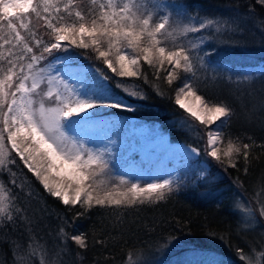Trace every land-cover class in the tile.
<instances>
[{"label":"snow or ice","instance_id":"6c2138e0","mask_svg":"<svg viewBox=\"0 0 264 264\" xmlns=\"http://www.w3.org/2000/svg\"><path fill=\"white\" fill-rule=\"evenodd\" d=\"M258 3L264 5V0ZM234 23L193 13L182 0H0V225L11 227L26 218L19 200L24 185L18 184L16 172L9 167L17 164V158L48 195L65 206L79 205L77 216L93 208L119 215L134 206L166 201L188 184L214 179L207 168L143 184L127 174L118 175L111 148L92 147L85 133L97 127L91 122L98 108L132 111V105L114 99L109 83L114 77L99 68L97 87L85 91L70 67L74 49L87 50L82 54L106 64L116 77H140L147 82L149 71L161 79L163 69L162 79L175 92V103L204 126L195 129L203 149L189 146V155L203 152L224 171L238 168L243 160L240 167L247 172L249 150L264 144L256 145L251 137L245 143L224 131L235 110L224 100L201 94L197 75L203 72L215 78L227 73L226 67L212 63L214 53L206 45L234 32ZM255 76L243 74L241 79L250 81ZM228 79H233L231 74ZM123 83L115 81L117 88L127 92ZM128 96L144 98L137 92ZM225 142L226 147H221ZM257 204L264 217V199H257ZM235 207L243 225L251 228L257 208L242 200ZM58 235L65 244L70 240L80 248L88 247L84 234H69L61 226ZM30 239L28 250L39 256V264H57L55 259L46 261L49 250L44 244L34 236ZM237 256L242 264H264V245L259 251L254 246L249 252L240 248ZM127 262L142 264L139 252L130 250Z\"/></svg>","mask_w":264,"mask_h":264},{"label":"trees","instance_id":"16d2710c","mask_svg":"<svg viewBox=\"0 0 264 264\" xmlns=\"http://www.w3.org/2000/svg\"><path fill=\"white\" fill-rule=\"evenodd\" d=\"M182 2L193 13L235 22L234 32L220 36L224 43L217 40L206 45L214 53L210 57L212 63H219L228 71L215 78L198 72L202 81L201 94L213 100H224L235 110L225 132L241 137L245 143L249 142L247 137H251L256 145L264 144V69L241 70L235 59L226 56L240 50L247 52V56L264 53V5L258 0ZM85 51L72 50L76 62L99 68L114 77V81L109 82L112 91L133 108L132 111H110L155 121L167 131L171 141L203 149L204 142L198 139L195 129L204 126L192 121L175 103V92L162 79L163 69L160 70L161 79L154 78L149 71L147 82L140 77H116L106 64L91 54H82ZM262 59L255 64L241 63L256 68L258 61H264ZM250 73L256 74L254 80L241 79L243 74ZM229 74L233 79H228ZM116 80L124 82L127 92L116 87ZM131 92L144 98L129 97ZM181 121L188 123L181 126L178 123ZM222 146L226 147V142ZM199 158L211 164L209 174L214 179L210 183L188 184L166 201L134 206L119 215L93 208L85 216L76 215L79 205L65 206L48 195L34 174L17 158V164L9 167L16 172L18 184L24 185L19 200L26 218L11 227L0 225V264H39V256L33 257L28 250L33 236L49 250L46 261L55 259L57 264H128L127 255L133 249L139 252L142 264H181L184 255L192 251L213 255L212 260L225 264H242L237 250L243 248L249 252L250 246H254L259 251L264 245L261 238L264 223L256 221L251 228L243 225L240 210L235 207L237 191L256 202L264 199V148L254 146L249 150L247 172L240 167L245 164L243 160L238 162V168L229 167L224 171L203 152ZM61 226L69 234H84L88 247L80 248L70 240L63 243L58 235ZM209 261L202 264H210Z\"/></svg>","mask_w":264,"mask_h":264},{"label":"rangeland","instance_id":"374dc122","mask_svg":"<svg viewBox=\"0 0 264 264\" xmlns=\"http://www.w3.org/2000/svg\"><path fill=\"white\" fill-rule=\"evenodd\" d=\"M221 40L223 41L219 37V41ZM243 51L240 50L237 54L231 52L226 56L235 59L241 70L264 69V61H258L256 68L245 66L244 63H241L242 61H247L245 63L255 64L257 60H263L264 53L247 56L245 55L247 52ZM58 67L62 66L58 65ZM70 67L83 82L85 91L97 87L95 68L76 62L75 59L70 64ZM114 99H122L125 104H129L116 94ZM111 109L105 106L95 110L96 114L93 116L94 121L91 123L97 125V127L88 130L85 134L89 135L87 138L92 147L111 148V163L118 175L127 174L128 178L134 181L138 179L143 184L157 177H166L169 175L174 177L189 169L198 170L207 168L209 173L211 164L201 160L199 156H190L188 148L191 145L180 141H171L167 131L162 129L159 123L135 117L127 113L110 111ZM217 124H213V128L215 126L217 127ZM77 129L81 130L79 125ZM81 138L83 139L84 137ZM221 147L223 146L221 145ZM232 189L237 188L232 187ZM237 193L239 195L236 202L237 200H242L246 204L251 203L254 208H257L256 221H262L264 223V217L259 215L257 202L247 198L248 196L242 191H237ZM212 259H214L213 255H205L192 251L184 255L181 264H196L198 262L202 264L206 260L209 261Z\"/></svg>","mask_w":264,"mask_h":264}]
</instances>
